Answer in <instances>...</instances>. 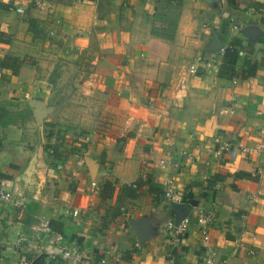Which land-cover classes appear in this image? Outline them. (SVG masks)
I'll use <instances>...</instances> for the list:
<instances>
[{"label": "crops", "instance_id": "0c3cea01", "mask_svg": "<svg viewBox=\"0 0 264 264\" xmlns=\"http://www.w3.org/2000/svg\"><path fill=\"white\" fill-rule=\"evenodd\" d=\"M5 57L18 68L0 66V187L25 200L0 208V264H203L195 224L171 244L169 182L187 217L214 215L226 264H264V0H0ZM63 85L103 105L90 127L46 128ZM221 143L263 147L211 158Z\"/></svg>", "mask_w": 264, "mask_h": 264}, {"label": "built area", "instance_id": "2783aa9c", "mask_svg": "<svg viewBox=\"0 0 264 264\" xmlns=\"http://www.w3.org/2000/svg\"><path fill=\"white\" fill-rule=\"evenodd\" d=\"M17 12H23L22 9L18 8L16 9ZM221 55H223L224 50L222 49ZM201 62V58H196L192 64L189 66V72L191 75H196L198 73V64ZM263 145L259 147V149H251L243 146L241 143L232 145L230 143H221L217 146V148L207 149V153L210 155L213 159H222L225 157L233 158L235 154L240 153L242 155L252 156L256 154L259 150H261ZM185 154V153H184ZM191 156V155H190ZM162 165H165V161L161 162ZM172 183L169 182L166 190L164 191L165 198L171 201V203L175 205L182 204V198L174 194L172 191ZM89 193L97 194V192L100 191V187L98 184L93 181L90 184ZM24 197H16L13 194L10 193L9 190L5 189L4 187H0V208L3 204H12L15 207H19L24 202ZM249 201L251 203H256V197L251 196L249 198ZM72 215L75 217L78 215V211H73ZM214 215L211 212H199L193 217L189 218L186 217L182 221H180L178 224L174 223V220L170 221L169 223V233H170V239L171 244L173 246L179 247L181 243L183 242V239L185 238L191 223L195 224L198 233L202 240V245L204 248L203 253V264H226L223 259L220 258L217 251L210 246V230L214 225ZM57 242L60 243L62 238L57 236L56 238ZM235 243H239V240H236ZM253 254V252H251ZM174 264V263H172Z\"/></svg>", "mask_w": 264, "mask_h": 264}, {"label": "rangeland", "instance_id": "374dc122", "mask_svg": "<svg viewBox=\"0 0 264 264\" xmlns=\"http://www.w3.org/2000/svg\"><path fill=\"white\" fill-rule=\"evenodd\" d=\"M57 48H53L54 62L58 64L65 63L60 65L67 66V68H69V66L66 65L68 62L61 57L62 55L59 53ZM72 71L65 70V73H69V77H72ZM75 73L76 72H74V74ZM50 79H54V83L57 80H63L62 71L55 70L50 76ZM77 90V88L70 85H63L52 91L54 98L51 99L49 104L53 108L54 112L51 115V122L46 124V128L78 130L81 124L86 127H90L95 113L103 111V105L94 103L92 98L80 94Z\"/></svg>", "mask_w": 264, "mask_h": 264}, {"label": "trees", "instance_id": "16d2710c", "mask_svg": "<svg viewBox=\"0 0 264 264\" xmlns=\"http://www.w3.org/2000/svg\"><path fill=\"white\" fill-rule=\"evenodd\" d=\"M157 16H158V14L156 15V18H157ZM162 19H163V15H159L158 20L162 21ZM164 22L168 23L165 28L169 29V30L171 29V26L175 23V21H173V20L164 21ZM235 56H237V53L235 51H233V50L230 51L229 49H225L222 57L226 61V63L228 62V63L232 64L233 63L232 58ZM9 62L11 64H9ZM16 63H17V61L11 60L9 57H5L2 60H0V66H2L3 68H11V70L13 71V74H17L18 64H17V67H15ZM223 70H226V69L223 68V66H222L221 71L218 74L221 78L223 76ZM255 72H256V67L253 65H249L246 67L245 70H242L237 74V78L240 80H247L251 77H254ZM0 148H1V142H0ZM0 179H4V177L0 176ZM138 185L139 184L137 183L136 185H133V186H124L120 189V191H118V192H120V198H119L118 203L115 206V209L113 212V215L115 217L121 215L122 203L126 199H135L136 198V196H137L136 191L139 187ZM110 189H113V186L109 183H105L104 186L102 187L101 193H104V195H105L106 192H108ZM48 226H49L50 230H52L54 232L58 231L61 233L62 227L60 225H58V223L52 221L49 223ZM56 227H59V228H56Z\"/></svg>", "mask_w": 264, "mask_h": 264}, {"label": "water", "instance_id": "95a60500", "mask_svg": "<svg viewBox=\"0 0 264 264\" xmlns=\"http://www.w3.org/2000/svg\"><path fill=\"white\" fill-rule=\"evenodd\" d=\"M219 45L214 47V50L221 49V47H218ZM172 211L174 214V223L178 224L180 221L185 219L187 217V214L184 213L182 205H172Z\"/></svg>", "mask_w": 264, "mask_h": 264}]
</instances>
